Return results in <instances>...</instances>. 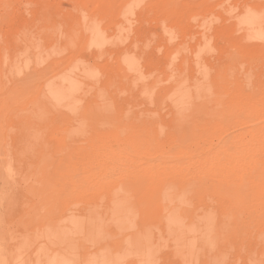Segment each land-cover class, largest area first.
Masks as SVG:
<instances>
[{
	"label": "rangeland",
	"instance_id": "obj_1",
	"mask_svg": "<svg viewBox=\"0 0 264 264\" xmlns=\"http://www.w3.org/2000/svg\"><path fill=\"white\" fill-rule=\"evenodd\" d=\"M0 264H264V0H0Z\"/></svg>",
	"mask_w": 264,
	"mask_h": 264
},
{
	"label": "bare ground",
	"instance_id": "obj_2",
	"mask_svg": "<svg viewBox=\"0 0 264 264\" xmlns=\"http://www.w3.org/2000/svg\"><path fill=\"white\" fill-rule=\"evenodd\" d=\"M238 146H239V141H238ZM240 146H241V142H240Z\"/></svg>",
	"mask_w": 264,
	"mask_h": 264
}]
</instances>
